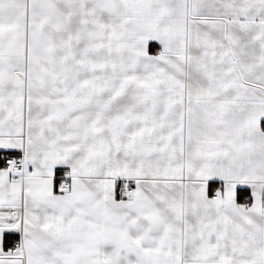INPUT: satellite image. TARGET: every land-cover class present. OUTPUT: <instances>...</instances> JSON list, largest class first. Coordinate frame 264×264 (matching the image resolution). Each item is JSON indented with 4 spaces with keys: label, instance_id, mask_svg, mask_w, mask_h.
I'll return each instance as SVG.
<instances>
[{
    "label": "snow or ice",
    "instance_id": "obj_1",
    "mask_svg": "<svg viewBox=\"0 0 264 264\" xmlns=\"http://www.w3.org/2000/svg\"><path fill=\"white\" fill-rule=\"evenodd\" d=\"M0 264H264V0H0Z\"/></svg>",
    "mask_w": 264,
    "mask_h": 264
}]
</instances>
